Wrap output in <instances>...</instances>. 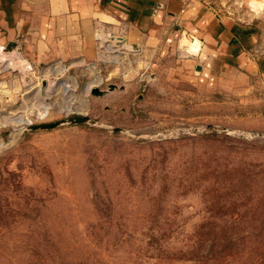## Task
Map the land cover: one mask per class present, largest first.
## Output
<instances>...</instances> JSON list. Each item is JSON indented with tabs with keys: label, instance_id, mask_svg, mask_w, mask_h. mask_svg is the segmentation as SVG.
I'll return each mask as SVG.
<instances>
[{
	"label": "rangeland",
	"instance_id": "rangeland-1",
	"mask_svg": "<svg viewBox=\"0 0 264 264\" xmlns=\"http://www.w3.org/2000/svg\"><path fill=\"white\" fill-rule=\"evenodd\" d=\"M253 1L214 7L255 28L264 60ZM97 41L92 61L0 55V264H198L200 232L228 264H264V65L196 87Z\"/></svg>",
	"mask_w": 264,
	"mask_h": 264
},
{
	"label": "crops",
	"instance_id": "crops-1",
	"mask_svg": "<svg viewBox=\"0 0 264 264\" xmlns=\"http://www.w3.org/2000/svg\"><path fill=\"white\" fill-rule=\"evenodd\" d=\"M254 29L197 1L0 0V43L15 41L33 64L92 61L103 30L124 34L160 73L196 87L256 79L264 60Z\"/></svg>",
	"mask_w": 264,
	"mask_h": 264
},
{
	"label": "water",
	"instance_id": "water-1",
	"mask_svg": "<svg viewBox=\"0 0 264 264\" xmlns=\"http://www.w3.org/2000/svg\"><path fill=\"white\" fill-rule=\"evenodd\" d=\"M96 39L97 40H101L102 45L108 44V45H110L111 48H113L115 50H118L119 47H120V44L122 42H125V40H126V38L123 35H121V34H118V33L117 34H113V33L105 32V31H101V30H97L96 31ZM133 46L138 49L137 44H134ZM0 55H3L6 59H9V58H7V56H12L13 55L9 59V61L13 62V63H16L14 61V58H17V60L23 58V60L25 59L26 61L25 60L22 61V59H21L22 62H24L25 64L28 63L30 66H32L31 65L32 64L31 60H29V59H27V58H25L23 56L21 50L18 49L17 43L15 41H10L7 44H1L0 43ZM4 61H6V60H4ZM197 70H200L199 66L197 67ZM93 92L95 94H102V91L99 88H95L93 90ZM71 120L73 122L81 123V122H86L88 120V117L87 116H79V117H75V118H73ZM56 124L57 123L42 124V125L33 126V128H35V127H50V126H54Z\"/></svg>",
	"mask_w": 264,
	"mask_h": 264
},
{
	"label": "trees",
	"instance_id": "trees-1",
	"mask_svg": "<svg viewBox=\"0 0 264 264\" xmlns=\"http://www.w3.org/2000/svg\"><path fill=\"white\" fill-rule=\"evenodd\" d=\"M196 250L199 256L196 257L198 264H228V255H231L225 240L210 236H198Z\"/></svg>",
	"mask_w": 264,
	"mask_h": 264
},
{
	"label": "bare ground",
	"instance_id": "bare-ground-1",
	"mask_svg": "<svg viewBox=\"0 0 264 264\" xmlns=\"http://www.w3.org/2000/svg\"><path fill=\"white\" fill-rule=\"evenodd\" d=\"M262 6V5H261ZM262 9V8H261ZM124 42H122L121 44H120V48L121 49H126V50H131V46L129 45V44H123ZM126 43V42H125ZM123 46V47H122ZM120 48L117 50V54H115V55H113L114 57L115 56H118L119 54H121L122 53V51L120 50ZM116 51V50H115ZM133 51V50H132ZM126 53V52H125ZM12 63V62H11ZM13 64V63H12ZM16 65V64H15ZM94 84V83H93ZM92 85H89L88 86V88H90ZM45 101V100H44ZM43 102V101H42ZM49 107L47 106V105H45L44 106V108L42 107V109L43 110H47ZM16 114V113H15ZM20 115V114H19ZM23 116V115H22ZM22 116H21V118H22ZM14 120H16V119H14L13 117H9V118H5L4 119V121H6V122H11V121H14ZM21 120V119H20ZM17 121V120H16ZM18 121H19V119H18Z\"/></svg>",
	"mask_w": 264,
	"mask_h": 264
},
{
	"label": "built area",
	"instance_id": "built-area-1",
	"mask_svg": "<svg viewBox=\"0 0 264 264\" xmlns=\"http://www.w3.org/2000/svg\"><path fill=\"white\" fill-rule=\"evenodd\" d=\"M186 4L191 3L192 1H197L202 4L210 5V6H215L217 0H183Z\"/></svg>",
	"mask_w": 264,
	"mask_h": 264
}]
</instances>
